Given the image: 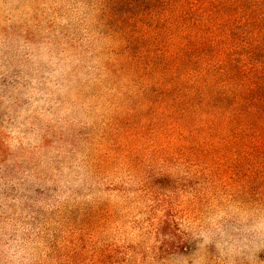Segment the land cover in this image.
Wrapping results in <instances>:
<instances>
[{"label": "rangeland", "instance_id": "374dc122", "mask_svg": "<svg viewBox=\"0 0 264 264\" xmlns=\"http://www.w3.org/2000/svg\"><path fill=\"white\" fill-rule=\"evenodd\" d=\"M0 264H264V0H0Z\"/></svg>", "mask_w": 264, "mask_h": 264}, {"label": "trees", "instance_id": "16d2710c", "mask_svg": "<svg viewBox=\"0 0 264 264\" xmlns=\"http://www.w3.org/2000/svg\"><path fill=\"white\" fill-rule=\"evenodd\" d=\"M234 1H236V0H234Z\"/></svg>", "mask_w": 264, "mask_h": 264}]
</instances>
